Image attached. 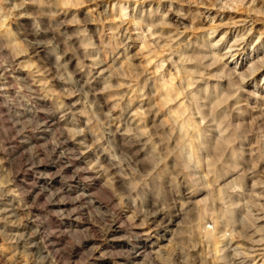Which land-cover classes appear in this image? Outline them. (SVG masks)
I'll return each instance as SVG.
<instances>
[{
  "label": "clouds",
  "instance_id": "clouds-1",
  "mask_svg": "<svg viewBox=\"0 0 264 264\" xmlns=\"http://www.w3.org/2000/svg\"><path fill=\"white\" fill-rule=\"evenodd\" d=\"M0 264H264V0H0Z\"/></svg>",
  "mask_w": 264,
  "mask_h": 264
}]
</instances>
